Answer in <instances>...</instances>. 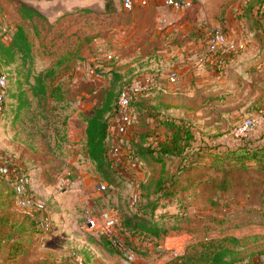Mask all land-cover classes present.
Returning <instances> with one entry per match:
<instances>
[{
  "label": "rangeland",
  "instance_id": "1",
  "mask_svg": "<svg viewBox=\"0 0 264 264\" xmlns=\"http://www.w3.org/2000/svg\"><path fill=\"white\" fill-rule=\"evenodd\" d=\"M23 3L44 20H23ZM115 3L107 10L104 0H0V41L8 43L22 26L32 44L34 75L47 74L48 93L55 89L61 96L35 98L34 81L27 82L21 62L6 65L0 59V75L8 81L0 159H8L12 169L10 177L0 174V264H169L175 253L199 258L212 246L227 249L233 264H264V165L245 161L246 168H231L228 154L235 141H249L234 139L232 132L252 117L260 118L256 131L264 148V0H197L186 11L159 6L135 18L121 0ZM214 28L231 41L242 35L256 42L248 44L246 56L215 66L220 78L211 80L204 76L209 67L189 66L195 49L185 44L199 39L207 51L201 62L211 67L207 33ZM177 29L181 37L174 40ZM89 69H96L94 77ZM182 69L187 75L171 84L170 76ZM112 73L122 78L117 91L148 83L133 101L146 109L135 115L131 143L154 129L164 140L168 133L157 128L160 117L181 119L200 140L220 145L219 155L142 169L128 161V146V166L115 167L116 184L108 185L88 157L85 129L111 90ZM183 81H189L186 87ZM172 177L193 195L186 201L192 207L160 208L156 220L167 212L168 220H182V228L162 236L158 247L150 237H132L135 244H129L126 221L140 205L156 201L147 190ZM103 184L104 192L98 189ZM233 225L241 228L229 230ZM104 237L121 240L131 253L110 254ZM16 240L25 246L11 261L10 243Z\"/></svg>",
  "mask_w": 264,
  "mask_h": 264
},
{
  "label": "trees",
  "instance_id": "2",
  "mask_svg": "<svg viewBox=\"0 0 264 264\" xmlns=\"http://www.w3.org/2000/svg\"><path fill=\"white\" fill-rule=\"evenodd\" d=\"M106 9L112 10L116 8L115 0H104ZM20 16L23 20L32 21L34 18L44 20V17L38 11L31 9L26 4H21L19 8ZM0 59L6 65L17 64L21 62L20 66L25 69V78L27 82L34 81L31 85L32 94L35 98L45 99L48 95L54 98H60L59 90H52L48 93L45 86V78L47 74L33 73V51L32 44L29 41L27 32L22 26H19L12 38L5 43L0 41ZM48 76V75H47ZM114 82L111 90L107 93L105 102L102 107L97 110L87 121L85 129L86 134V148L89 159L93 162L97 172L104 178L108 185H115L117 178V169L109 157V149L112 143V130L115 127L118 119L117 101L120 91H117L115 86L122 81V78L116 73H112ZM135 115L143 113L146 109L143 103L134 102L132 104ZM159 119V117H156ZM156 120V119H154ZM160 124L157 122V128L162 126L168 136L162 139L157 133L158 129L149 131L141 135L137 142L129 145L130 155L128 161L134 166H141L142 169H152L157 166H165L169 162L183 161L196 157L197 162H203L204 157H216L220 152V145H216L213 140L202 141L199 139L194 131V127L187 121L176 120L173 118L160 119ZM157 121V120H156ZM250 141V142H249ZM246 141L242 144L235 141L232 150L228 151L231 155L233 163L231 168H236V165L246 168V162H254L264 165V148L256 141ZM236 157V158H235ZM136 165V166H135ZM116 179V180H115ZM148 191H151L150 193ZM148 194L156 195L155 202H148L140 205L139 213L134 214L131 219L125 223V227L132 233L129 236V244H135L132 237H139L138 239L151 238L152 244L158 247L161 237L167 235L169 232L180 230L183 226L182 220L173 217L168 220L167 212L160 213L157 219V213L160 208L177 207L178 211H188L192 205L187 204V200H192L194 197L186 187H182L178 179H170L166 181L161 179L154 189L150 188L146 191ZM148 198V197H146ZM150 199V198H149ZM161 203V205H160ZM167 204L169 206H165ZM228 226H231L230 224ZM218 228V225L216 226ZM215 227V228H216ZM241 225H233L229 230L240 229ZM232 240V239H231ZM25 241L16 240L10 243L9 259L14 261L24 249ZM3 241H0V250ZM104 247L112 255H122L123 253L114 248L112 242L104 237ZM130 248V247H129ZM136 250V248H133ZM208 254H201L199 258L196 256H182L174 259L169 264H233V261H227L231 253L222 247L207 249ZM137 251V250H136Z\"/></svg>",
  "mask_w": 264,
  "mask_h": 264
},
{
  "label": "built area",
  "instance_id": "3",
  "mask_svg": "<svg viewBox=\"0 0 264 264\" xmlns=\"http://www.w3.org/2000/svg\"><path fill=\"white\" fill-rule=\"evenodd\" d=\"M196 0H121V5L127 14H134L138 9H150L164 5L172 7L181 11H186L194 5ZM126 36V33H123ZM248 43L235 42L229 40L227 35L221 29L214 28L207 33V48L208 53L212 57V61L218 68H222L225 63V59L229 56L238 55L247 52ZM112 59L111 56L108 57ZM79 71L80 68H78ZM187 70H180L179 74H173L169 78L171 84H176L179 76L185 77ZM96 69H89L87 74L94 77ZM148 83L142 81L136 85L125 86L119 94L117 101V114L118 119L115 127L112 130V143L109 149V157L114 163L115 167L123 166L127 164V158H123L124 148L127 149L131 143L132 137L130 134L135 124V112L133 109L134 99L140 95L143 90L147 89ZM8 87V81L5 76L0 75V112L3 110L5 103V91ZM260 125L259 117L247 118L241 121L232 132V137L237 140H251V137L255 134L258 126ZM0 174L5 177L12 175L11 165L8 159H0ZM98 189L102 192L106 191V185L98 186ZM90 219L91 216H88ZM113 246L121 251L123 254H130L128 249L119 239H111ZM181 253H175L174 258H178ZM256 263V259L254 260ZM253 261V262H254ZM78 264H83L81 259H77ZM140 264H148L146 261H141Z\"/></svg>",
  "mask_w": 264,
  "mask_h": 264
},
{
  "label": "crops",
  "instance_id": "4",
  "mask_svg": "<svg viewBox=\"0 0 264 264\" xmlns=\"http://www.w3.org/2000/svg\"><path fill=\"white\" fill-rule=\"evenodd\" d=\"M197 1V0H196ZM195 1V2H196ZM30 6H33L32 4H29ZM159 6H162V5H159ZM162 7H168V6H162ZM31 9H34L33 7H30ZM157 8V7H156ZM169 8H172V7H169ZM152 9H155V8H150V9H138L134 14H132L133 15V17L135 18L136 16H138L140 13L139 12H141V11H146V10H152ZM34 10H36V9H34ZM37 11V10H36ZM39 12V11H38ZM40 13V12H39ZM22 18V17H21ZM180 30H182V29H177L176 30V33H174V40H177L179 37H181L180 35H181V33H180ZM134 31H138V29H135ZM259 31H261V29L259 30ZM235 39H234V41L235 42H245L246 41V43H255L256 41H255V39H251V37H247L249 40H247L246 39V37L245 38H243V36L242 35H236L235 37H234ZM185 46H189L190 48H192V46H193V48L192 49H195V53H193L192 54V56H191V62L189 63L190 65L189 66H191L192 68H193V70L194 69H196V71H197V69L199 68V69H201V67L203 66V67H209V71L208 72H206V74L204 75V76H209V77H211V80H214V79H216V78H220L219 77V75H217V74H219V73H217L216 71H218L217 69H215V66L217 67V65H215V64H213V62L211 63L212 65H211V67H210V65H206V66H204L205 64L203 63V62H201V60L202 59H200L201 57L200 56H202V54L204 53V52H207L206 51V49L205 48H203V45L201 44V41L199 40V39H196V38H194V41L193 42H191V43H187V44H185ZM207 50H208V48H207ZM246 54H249V53H247V52H245V53H242V54H239L240 56H241V58L243 57V56H246ZM168 55H170V54H168ZM229 57H231V56H229ZM228 58V57H227ZM203 63V64H202ZM218 68V67H217ZM186 70V69H185ZM203 76V77H204ZM144 81V80H143ZM186 83H189V81H186V82H182L181 84L182 85H184L183 87H186ZM177 84H180L179 83V80L177 81ZM176 84V85H177ZM258 131V130H257ZM255 132V134L251 137V140L252 141H255V140H257L256 141V143L255 144H262L261 142H263V140H259L260 139V137L261 136H259L258 134V132ZM260 131V130H259ZM263 145V144H262Z\"/></svg>",
  "mask_w": 264,
  "mask_h": 264
}]
</instances>
